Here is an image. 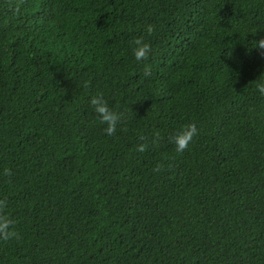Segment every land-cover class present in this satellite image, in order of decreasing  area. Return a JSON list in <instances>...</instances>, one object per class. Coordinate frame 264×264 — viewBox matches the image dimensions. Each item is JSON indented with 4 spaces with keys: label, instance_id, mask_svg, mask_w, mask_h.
Listing matches in <instances>:
<instances>
[{
    "label": "trees",
    "instance_id": "16d2710c",
    "mask_svg": "<svg viewBox=\"0 0 264 264\" xmlns=\"http://www.w3.org/2000/svg\"><path fill=\"white\" fill-rule=\"evenodd\" d=\"M261 38L264 0H0V264H264Z\"/></svg>",
    "mask_w": 264,
    "mask_h": 264
},
{
    "label": "clouds",
    "instance_id": "9594fccd",
    "mask_svg": "<svg viewBox=\"0 0 264 264\" xmlns=\"http://www.w3.org/2000/svg\"><path fill=\"white\" fill-rule=\"evenodd\" d=\"M22 10V5L20 2L14 4L11 7V12L15 15ZM145 31L151 34L154 31V25H147ZM134 47L132 48V53L137 62L146 60L151 52L150 44L146 42L143 37H137L132 41ZM253 47L264 48V38L256 39ZM87 85L85 84V87ZM256 90L261 96H264V76H260L256 82ZM89 103L92 105L93 111L96 114L99 122L104 125L103 131L106 135L111 136L116 132L117 125L121 121V116L119 113L115 112L108 104L107 100L104 99L102 95H94L90 98ZM198 134L197 125L194 122H190L182 126L178 131H176L172 136H170V142L175 145V151L177 153H182L186 148L189 147L190 142ZM137 151L143 152L145 150V145L140 144L136 148ZM161 166H157L159 170ZM4 174L11 176V170L8 168L4 169ZM5 201L0 200V208L5 207ZM13 221L7 215H0V238L4 240H9L15 238L18 234L10 229V225Z\"/></svg>",
    "mask_w": 264,
    "mask_h": 264
}]
</instances>
